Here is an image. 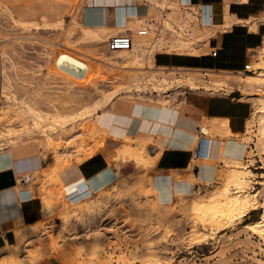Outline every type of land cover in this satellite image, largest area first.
Returning a JSON list of instances; mask_svg holds the SVG:
<instances>
[{
    "label": "rangeland",
    "instance_id": "rangeland-1",
    "mask_svg": "<svg viewBox=\"0 0 264 264\" xmlns=\"http://www.w3.org/2000/svg\"><path fill=\"white\" fill-rule=\"evenodd\" d=\"M99 1L100 0H92V3H90L91 0H0V29L2 30L1 39L3 40L2 42L4 43V48L7 53V72L10 76L11 82L16 87V93L18 96L28 94V97H30L32 95V98L30 97V101L28 100V102H31L30 104H36L35 106H38L37 108L39 109L41 108L40 110L43 112H50L52 114L54 110H57L56 108H58V111L60 112H67V110L77 109L79 108L78 105L81 107L87 101H90L91 98L93 99L95 96L97 97V92L94 93L95 91L102 92L105 89L115 86V84H109V82H111L110 79L114 74L134 72L133 69L129 68L119 70L114 67H109L108 64L104 62L108 61V57L110 58V56H107L109 53L106 51V41L109 36L116 33L108 34L105 37L106 40L99 39L100 42L98 39L93 40L92 38L91 40V38L84 37L82 34L80 29L81 24L84 25L86 20H92L95 17L86 13L88 6L92 7L93 4H97ZM174 1L178 2L177 0ZM106 3L111 5L114 3V0H106ZM179 5L183 10L194 11V8L190 5L189 7L181 4ZM162 6H158L161 13L164 11L166 12L168 8V11H171V9L174 8L171 5ZM194 12L197 13L198 9ZM153 13L154 15L156 14L155 12ZM161 13L159 12L160 16ZM53 14L60 16L61 20L57 24H55L54 21H49L48 23L45 22L44 19ZM166 15L167 13L165 14V17ZM159 18L160 17H158V19ZM258 18L261 21L260 23L264 24V7L259 13ZM201 36L203 35H193L191 38L192 42L197 45L201 41ZM261 45H264V40ZM199 46L201 45H198V48ZM94 50H96L97 53L94 52ZM210 50L211 48L208 47V44H205L200 47V50H195L194 48L191 50L188 48L187 50L178 51L157 50L154 52V56L156 54L165 53L171 56L186 57L190 54H201L203 52L210 53ZM100 51H103V53ZM256 53L257 52L254 50L250 51L247 63H250L251 66H253V61L256 58H259L257 55H254ZM210 57L214 58L222 65L234 62H229V54L227 56H220L217 54L216 56ZM63 58H67L81 65L83 67V72L79 73L63 66L61 64ZM150 66L152 68H156L154 63ZM253 67L255 68L256 66ZM112 69L117 72L115 73ZM226 71L237 73V71L232 70ZM139 72L146 71L143 70ZM240 72H242L241 74H244L249 71H247L246 67L243 66V69L240 70ZM188 74L189 73L186 75ZM192 75L199 77V79L201 78L198 83L199 85L204 86L203 89H205L206 86H211L210 90H208V87H206V90L194 91L193 89L189 90L188 88H184L183 90L186 92L182 93L181 91H173L172 87L163 88L162 94L164 101L157 100L160 99V97H154L153 95L148 96L149 93L144 92H141L140 95L137 93L128 95L120 94L114 99L113 106L119 108L120 106L127 105L129 102L133 103L138 101L143 106L141 112L137 116L115 117L114 115H110L108 110H105L106 112L99 111L100 118L108 122L106 127L107 130L97 132L92 134V136H88L86 133H81L80 127H82V124L76 123L75 126L71 128L70 123H66L64 126L65 128H63L61 124L57 123L55 126L57 132L59 131L58 134H60L54 137L52 143L46 146L42 144L35 145L31 151L32 154H30V156L33 157L34 160H37L39 164V168L35 169L36 173L34 172V174H38L39 177L32 179L33 182L30 181L28 184L25 182V180L29 178L28 175L31 174L32 177H35L33 170L28 169L20 174L23 178V183L20 184L22 189L30 186L29 189L31 188L33 191L36 189L41 191L43 188L44 189L41 192H46L49 189V192L51 189L53 190L51 191V194L53 195L52 199L54 198L53 204L55 205V208L47 218H45L44 215V218H42V222L50 220L53 223L52 232H50V236L47 238H39L38 240L36 238V234L30 232L26 234L22 241L19 240V232L22 230H29L30 226H20V223L16 222L13 228V231L15 232V240L11 243L12 241L10 238H8V240L3 239L4 244L0 245V254L3 255L4 253L6 256H9L10 254L11 256L9 257L11 258L15 256H23L22 262H24L22 264H141L142 254H146L148 256L153 254L155 256L156 254V256L158 255V257L163 259V264H264L263 240L257 235V233H254L252 230L245 227L246 223L259 218L264 208L259 207L250 211L246 215L235 218L226 223V226L219 230L212 229L213 231H211L210 226L203 227L200 224H196L194 225L196 229L203 230L208 233L211 232V235H209V237L203 242L189 243L188 239H186V234L191 230L193 225L189 219V211L183 207L184 199L181 197L179 198V194H175L169 200L170 206L168 202H162L165 205L164 206L161 202L156 201V191L152 189L150 185L144 187L143 184L146 179L148 180L152 177V175L158 174H173L176 177H182L180 178L182 183H190L191 178L189 177V174L193 172L191 170L192 168L189 167L190 169L185 170L160 169L157 167L156 162L155 164H146V161L138 163L132 156L125 154L123 158L120 153L121 146L128 143L137 151L138 149H142L141 151L147 159L150 160V158H154V145L160 140L154 139L152 134L148 135L146 128L154 122L161 105H169L168 107L174 106L175 108H179L185 100V95L188 97H195L199 93L228 94V92L233 88L222 86L218 89L219 91H214L215 89L213 88L212 83L208 82L211 81L208 77L213 76L214 74L211 75L205 70H198L196 73H192ZM220 76L223 75L220 74ZM207 79L208 81H206ZM200 82L202 83L200 84ZM35 83L38 85L34 87ZM181 87L182 86L178 87V89ZM238 88L240 89L244 99H247L251 105L250 119H252L254 118L255 109L254 98L263 94V91H244L240 87ZM31 91L35 93H32ZM80 91H84L86 93L88 92L87 94H89L91 98L87 101L84 99L82 100L81 98H83V96L80 94ZM70 93L74 95L70 96ZM179 115L182 116V113L180 112ZM17 118L18 117H12L10 119L14 129H16L20 135L18 138L19 147H17V149L41 142L40 140L43 139L44 134L40 128L42 123H40L37 128L33 127V131H26L24 130V126H28L32 120L31 117H29L28 114H23L22 117L21 115L19 116L18 120ZM87 121L89 122L87 119L84 120L83 123L85 124ZM47 122L48 121H44L43 124H46ZM206 122L207 119L203 118L199 123V127L201 126V123L203 124ZM1 123L2 122L0 121V133L6 130L3 123ZM50 131L48 127L46 132L49 133ZM26 132H29L31 135L27 133L26 137ZM123 132L127 137L130 136L129 138L132 139L123 138ZM256 132V125L254 122L247 124L246 129L242 133L220 134L225 142L227 139V143L231 140L235 143V148L240 149L238 153H235L234 151L231 155H237L238 157H235L240 158L241 164L243 162L248 164L251 174L249 181L250 184H248L250 187L248 186L247 190L250 192L262 191L264 185V165L259 157V154H256L257 150L255 149V141L257 138ZM195 133H198V137L201 136L199 131L196 130H194L193 134H189L193 137L192 148L196 143ZM11 135L14 136V134ZM4 136L5 134L3 136L0 135V140ZM34 136H36V138ZM160 137V135L156 136V138ZM204 137H209L208 139L211 141L214 134H212L211 131H204ZM19 139H22L21 141L23 142H20ZM96 145L97 147H100L96 154L103 155L107 159L108 165H110V167L112 166L111 168L118 172L119 180L117 179L115 181L122 185L121 188H118L120 193H115L113 191V188H116V182L112 181L111 184L113 185L108 184L101 191L93 193V198L95 199L101 194L108 195L110 199L109 202L106 203L107 207L106 205L104 206V208L106 207L108 211H105L104 215L100 219L94 216V218L92 217L93 221L88 224L84 222V219L86 218L83 217L81 213L76 212L71 215V217L69 216V221L61 227L60 225L62 224V219L60 213L61 209L66 205L68 199H66V183H64L61 179L60 171L68 166L83 161L86 149ZM79 146L81 151L79 150ZM68 147L70 149H68ZM162 147L163 146L159 148L160 151L164 149V147ZM66 152L67 154H65ZM2 153L4 152L0 149L1 157L4 156L1 155ZM224 155L227 156L230 154L226 153ZM56 156L60 158V163L57 162L58 157ZM205 160L203 158H199L197 163L200 166H209L210 173L213 175L211 179L207 178L209 182L206 186L207 189L205 186L204 188L203 186L200 188L202 194L208 195L214 187L217 188V186L221 185L223 175L231 169L229 167L231 164H226L221 159L207 158ZM50 164H53V166ZM194 171H196V169H194ZM45 173L47 176L44 177L43 174ZM26 184L29 186L26 187ZM199 185L200 182L196 181L195 187L197 188ZM45 187H48L49 189L46 190ZM231 191L234 190L231 189ZM113 192L114 194H112ZM34 194L35 193L33 192L32 197L37 196L42 202V194ZM151 200H153V202ZM258 201L259 204L263 201L262 194H258ZM166 205H168V207H166ZM151 207L154 209L148 212L146 209H150ZM143 209L146 211H143ZM161 216H164L165 220H168V222L170 221L171 226L173 225L171 227L172 230L169 233L165 232L163 221H158V218H161ZM77 218L79 219L77 220ZM95 220L97 221L95 222ZM41 227L43 228V225H41ZM57 227H60L59 229L61 231L58 230ZM212 227L214 228V225ZM30 237L35 238L30 239ZM24 240H27L28 243H24ZM22 243L23 245L26 244L29 247L26 246L27 248L25 247L23 249ZM98 243L100 244V247L97 246ZM8 256L5 257V259L7 258L6 260L4 259L3 261H0V264H13V261L9 262V260L11 261V258Z\"/></svg>",
    "mask_w": 264,
    "mask_h": 264
},
{
    "label": "bare ground",
    "instance_id": "bare-ground-1",
    "mask_svg": "<svg viewBox=\"0 0 264 264\" xmlns=\"http://www.w3.org/2000/svg\"><path fill=\"white\" fill-rule=\"evenodd\" d=\"M142 1L143 2L137 4V3H133V0H124L123 4L116 5L115 11H114V17H115L114 26H112V27L104 25V14H105L104 10L105 9L103 8V6H95L94 10H92V12H91V14L95 17L92 20H88L84 25L81 24L80 29L82 31L83 36L89 37V38H91V40H92V38H93V40L94 39L106 40L105 37L110 33H116V34L117 33H129L132 37V45L129 48H117V49H112V50L107 48L106 51L109 53V55H107V56H110V58L108 57V61H104V62L107 63L109 67H114V68L119 69V70L124 69V68H129V69H133L134 72L122 73V74L118 73L117 74L116 73L117 71L112 69L113 71H115L116 74H114L113 77L110 79L111 82H109V84L110 83L115 84V86H113V87L110 86L111 88L108 87L109 89H105L102 92L101 91H95L94 93L97 92V97L95 96L93 99L90 97L89 94H87L88 92L86 93L84 91L83 92L80 91V94L83 96V98H81V99L82 100L84 99L87 101L91 98L90 101H87L85 104L83 103L84 105L81 107H80V105H78L79 108H77V109L69 108L71 110H67V112H63V111L60 112V111H58L59 109L56 108L57 110H54V112L51 114L50 112H43L42 110H40L41 108L39 109V108H37L38 106L37 107L35 106L36 104L35 105L33 103L30 104L31 102L29 103L28 100L32 96L31 94L35 93V92L31 91L32 93L30 94L31 95L30 97H28V94H23L22 96L17 95L16 87L11 82L10 76L7 72V66H8L6 64L7 53H6V50L4 48V43L2 42L3 40L1 39L2 38V33H1L2 30L0 29V121L3 123L4 128H6V130H4L2 132L5 134V136L2 137L0 140V149L3 150V152H4L3 154L8 158V160L11 158H15V157L19 158L22 156H24V157L30 156V154H32L31 151L34 148L33 146H35V145L42 144V145L46 146V145L51 144L52 141L54 140V137L60 134V133L58 134L59 131L57 132V129L55 126L57 123L61 124L63 128H65L64 126L66 123H70L71 128H73L76 123L82 124V127H80L81 133H84V134L86 133V135H88V136H90V135L92 136V134H95V133L101 132V131L103 132V131L107 130L106 127L108 125V122L106 120H102L100 118V112L99 111L106 112L105 110H108L110 115H114L115 117L120 116V115L116 114L118 109H122L124 111H127L128 103H127V105L120 106L119 108H116L115 106H113L114 105V99L117 96H119L120 94H127L128 95V94L137 93L138 95H140L141 92H144V93H149L148 96L153 95L154 97H160V99H157V100L162 101L164 99L163 94H162L163 88H171L172 87L173 91H175V92L181 91L182 93L186 92L185 90H183L184 88H188L189 90L193 89V91H194V90H206V87H208L209 88L208 90H210L211 86H206L205 89H203L204 86L199 85V83H198L201 78L199 79V77H195L194 75H192V73L194 74V72L196 73V71H198V70H194L192 68L191 69L181 68V67H172V68L166 69L164 67H158L157 66L156 68H154V67L152 68L150 65H152V63H153L154 52L157 50H159V51L160 50L178 51V50H187L188 48H189V50H191L193 48L195 50H197V49L200 50L201 46H199V48H198V45L205 44L207 40L204 41V39H203L197 45H195V43L192 42L191 38L193 35H195V36L196 35H203L204 36V34L207 32V30L210 31L209 30L210 28L208 26L211 23L205 22L200 14H199V16H197L196 14L194 15L191 12L183 10L182 8H180L179 4L183 3L180 1H178V2H176L174 0H142ZM240 1H246V0H240ZM156 4L161 5V6L162 5H171L174 8L173 9L170 8L171 11H168L169 8H168V10H166V8H165L166 12L164 11L165 13L164 12L161 13V11L157 10ZM162 7H164V6H162ZM203 7L204 6H201L200 10L206 11L207 16H205L204 18L206 20H208V19H210V13H209V11L205 10ZM151 9H153L152 12L150 11ZM153 12H155L156 14L154 15ZM159 12L161 13V16L159 15ZM166 13H167V15L165 17ZM203 15H204V13H203ZM158 17H160L161 19L160 18L158 19ZM44 20L47 23L49 21L50 22L54 21L55 24H57L61 20V17L53 14L51 16H47ZM230 23H231V18L227 13V15L225 16V23L224 24L229 25ZM210 27H212V26L210 25ZM250 27H252V26H250ZM213 28H214V26H213ZM142 29L145 30V33H140L142 31ZM99 42H100V40H99ZM92 46H94V45H92ZM104 49H106V48H104ZM254 51L257 52L254 55H257L259 58H256L252 63L253 66H256L255 68L253 66H251L250 63L246 64V70L249 71L248 73L241 74L242 72H240V71L239 72L237 71V73H236V72H231V71H226V70L225 71L224 70H208V71L206 70L207 73H210L211 75L214 74L213 76L208 77L209 80H211V81H208V79L206 81L212 83L213 88L215 89L214 91H217L222 86L240 87L244 91H248V90H255V91L257 90V92L263 91V94L258 95L254 98V100H255L254 118H252V119L249 118L248 124L255 122L256 131H257L256 132L257 138L255 141V149L257 150L256 154H259V157L261 158V161L264 165V45L257 47ZM94 52H96V50H94ZM101 53H103V51ZM84 64H85V62H84ZM90 65L93 66L92 64H90ZM143 70L146 72H139V71H143ZM128 71H130V70H128ZM187 73H189V74L186 75ZM220 74L223 76H220ZM201 83L202 82H200V84ZM37 85L38 84L35 83L34 87ZM39 85H41V84H39ZM180 86H182V87L180 89H178V87H180ZM72 93H70L71 94L70 96L74 95ZM248 98H250V97H248ZM62 108H64V107H62ZM52 109H53V107H52ZM50 111H52V110H50ZM23 114H28V116L31 117V119H32L31 122L28 124V126H24L25 127L24 130L31 131L33 127L37 128L39 126V124L42 123L40 128L44 134H43V139L41 138L42 140H40L41 142L35 143L32 145H28L27 147H22L21 149H17V147H19L18 146L19 145L18 138L20 135L16 131V129H14L13 124L11 123L10 119L12 117H15V118L18 117L19 118L20 115L22 117ZM121 117H123V116H121ZM18 118H17V120H18ZM24 119H26V118H24ZM87 119L89 120V122L87 121L84 124L83 123L84 120H87ZM44 121H48V122L46 124H43ZM154 125H155V123H154ZM167 125H169V123ZM200 125H201L200 129L202 131H205V132L211 131L212 134H214V137H212V139H211L212 140V152L210 153L209 158L221 159L226 164H231V165H229V167L231 169L229 168L230 170H228L223 175L221 185L220 186L216 185L217 188L214 187V189L208 195L201 193V189H200L201 186H203V188L205 186V188H206V186L209 184L208 179L206 177H204V175H203V173H205V171H207L208 173L210 172V167L206 166V165L201 166L202 167L201 172L198 175L196 173H193V172H191L189 174L190 175L189 177L191 178L190 183L189 182L188 183H186V182L182 183L181 182L182 180L180 179L182 177L179 178L178 176L176 177L173 174L172 175H169V174L160 175V174H158V175H152V177L150 179L145 180V183H144L145 185L143 184L144 187L150 185L152 187V189H154L156 191L155 195L157 196V198H156L157 200L156 199L155 200L157 202H161V204H163L164 202H168V204H169L170 203L169 200L175 194H179V198L181 197L182 199H184L183 207H184V209H187L189 211V215H190L189 219L193 225L191 227V230L188 231V233L186 234L187 236L185 235L186 239H188L189 243H191V242H195V243L203 242L209 237V235H211V232L208 233L206 231L196 229V227L194 226L196 224H198V225L200 224L203 227L210 226L211 231H213L212 229L219 230V229H222L224 226H226L225 225L226 223L232 221L235 218H239L243 215H246L250 211L255 210L259 207L264 208V185H263L262 191L250 192L247 190L248 186L250 187V185H248V184H250L249 181H250L251 170L249 169L248 164H245L244 162L241 164L240 158H237L238 157L237 155H235L237 157H235L234 155L233 156L231 155V153H233L234 151H235V153H238L240 151L239 148H235V143L231 140H229L231 142L228 141V143H227L228 139L226 140V142H224V140L222 139V137L220 135L222 133H227V134L232 133L228 124H227V119H225V118L218 119V117L217 118H211L208 124L207 123H203V124L201 123ZM48 127H49V131L51 130L49 133L46 132ZM59 128H61V127H59ZM59 128H58V130H59ZM22 130H23V127H22ZM2 133H0V135L3 136L4 134H2ZM27 133L29 135H31L29 132H26V137H27ZM11 134H14V136H12ZM123 134H124V132H123ZM123 134H122L123 138L128 139L130 137V136L127 137L125 134L124 135ZM218 135H220V136L218 137ZM34 137L36 138V136H34ZM148 137H150V136H148ZM197 137H198V133L197 134L195 133L196 141L198 139ZM22 139H23V137H22ZM129 139H132V138H129ZM21 140L19 139L20 142H23ZM161 142H162V140H161ZM161 142L158 141L157 144H155V145H160L158 147H161V145H162ZM54 143H56V142H54ZM84 146H82V147H84ZM194 146H195V144H194ZM68 149H70V148L68 147ZM80 149L81 148L79 146V150ZM99 149H100V147L99 146L97 147V145L91 146L90 148L86 149L83 158L86 159V158H89V157L95 155ZM79 150H77V151L80 152L81 150L80 151ZM141 150L138 149V151H137L135 148H132V146H130L128 143H125L124 145L121 146V152L120 153H121L123 158H124L125 154L132 156L133 159L138 163L146 161L147 162L146 164H148V163H150V164L154 163L155 164L157 157H158V154H159L158 152H160V151H158V152L156 151L157 153H153L154 158H150V160H149L145 157V155L142 153ZM146 150H148V149H146ZM149 152H150V150H149ZM70 153H72V152H70ZM226 153L230 154V155H227V156L224 155ZM59 154H57V155H59ZM65 154H67V152ZM62 155H64V154H62ZM114 156H116V155H114ZM56 157H58V156H56ZM59 159L60 158L58 157L57 162H59ZM112 159H113V156H112ZM197 159L198 158H196L194 160L197 161ZM205 162H206V160H205ZM51 166H53V164ZM42 171H43V169H42ZM34 172L36 173V170L35 171L33 170V174H34ZM28 174H30V173H28ZM45 174H43L44 177L47 176V174L46 175ZM41 175H42V173H41ZM34 176L35 177H32L31 174L28 175L29 178L27 180H25V182L29 184L30 181H32V179L39 177L38 174H34ZM118 177H119L118 172L116 170H113L111 167H108L107 170L104 171L102 174L98 175L95 178H92L89 181L81 178V179L74 180V181L68 183L67 185H65V191L67 192L66 193V199H68V200H67L64 208L61 209L60 215H61V219H62L61 220L62 224L60 226L62 227V225L67 223L69 221V218L71 217V215H73L76 212L81 213L83 215V217L86 218V219L83 218L84 222L88 223V224L91 221H93L92 217L94 218V216L97 217L98 219H100L104 215L105 211H108V209L106 208L107 207L106 203L109 202L110 199H109L108 195H104V194H101L100 196H98L95 199V198H93V193L101 191L108 184L113 185V184H111L112 181L116 182V188H117L116 189V188L112 187L113 191L115 193L119 192L120 190L118 188H121L122 185L119 184L117 181H115L118 179ZM22 180H23L22 177L17 178L16 189L19 188L20 184L23 183ZM196 181L200 182V185L197 188L195 187ZM179 182H181V183H179ZM28 184H26L25 186L26 187L29 186ZM124 186H126V185H124ZM29 187L18 190V194L20 196L19 198L32 196L33 192L35 194L36 193L42 194L41 195V196H43V198H42V212L43 213L42 214L44 215L45 218H47L55 208V205L53 204L54 198L52 199L53 195L51 194V191H53V190L51 189V191L49 192L50 189L48 187H45L46 190L49 189L46 191L48 193H46V192H41L44 188L41 191L37 190V189L33 191V189H31V188L29 189ZM129 188H130V184H129ZM231 189H233L234 191H231ZM114 192L112 194H114ZM86 193H88V194H86ZM258 194H262L263 201L261 202V204H259V201H258ZM151 198H153V197H151ZM112 200H113V198H112ZM151 201L153 202V200H151ZM148 203H150V202H148ZM111 204H112V202H111ZM105 205H106V207L104 208ZM145 206H146V204H145ZM145 206H143V207H145ZM169 206H170V204H169ZM166 207H168V205H166ZM151 208L150 209L145 208V209L149 212V211L154 209V208H152V209ZM139 209H140V207H139ZM145 209H143V211ZM160 211H158V212H160ZM163 217L162 216H161V218L157 217L158 221L159 222L163 221V226L165 227V232L169 233L172 230L171 227L173 225L171 226L170 221L168 222V220H165V217L164 218ZM78 219L79 218H77V220ZM81 219H82V217H81ZM97 220H95V222ZM42 221H43V219L31 224L29 227V230L27 229V231H23V230L20 231L18 234L19 240L23 241V238L26 236V234H28L30 232L36 234L37 240L39 238H47L48 236H50V232H52L53 223L50 220L45 221V222H42ZM180 221H182V220H180ZM186 221H187V219H186ZM181 224H183V223H181ZM41 225H43V228L41 227ZM213 225H214V228L212 227ZM89 226H91V225H89ZM193 227H195V228H193ZM245 227H247V229H249V230H252L254 233H257V235L264 242V209H263V212L261 213L259 218L246 223ZM59 228L57 227L58 230H60ZM53 231H55V230H53ZM34 238L30 237V239H34ZM27 240H24V243H28ZM25 241H27V242H25ZM39 242H41V241H39ZM26 246L29 247L28 245H26V244L23 245V243H22L23 249ZM97 246L100 247V244L98 243ZM21 252H23V251H21ZM99 252H101V251H99ZM15 253H16V250H15ZM15 253H13V254H15ZM15 255H17V254H15ZM7 256L4 253H3V255L0 254V261H3L5 259V257H7ZM9 256H11V255L9 254ZM15 257H13V258L9 257V258H11V261L9 260V262L13 261L12 262L13 264H22L24 262V261L22 262L23 256H18V257L15 256ZM141 258H142L141 264H163V259H161V257H158V255L156 256V254H155V256H154V254L151 256H148L146 254L145 255L142 254Z\"/></svg>",
    "mask_w": 264,
    "mask_h": 264
},
{
    "label": "crops",
    "instance_id": "crops-1",
    "mask_svg": "<svg viewBox=\"0 0 264 264\" xmlns=\"http://www.w3.org/2000/svg\"><path fill=\"white\" fill-rule=\"evenodd\" d=\"M177 1L183 2L181 5H186V7L190 5L194 8V11H197L201 6H204L203 8L209 11L211 20L204 18L207 16L206 11H199L204 21L211 23L210 25L212 26H208L210 31L207 30V33L201 37V40H207L204 43L208 44L209 48H217L220 56H227L229 54V62H234L231 64L225 63L224 65L219 64L214 58L210 57L208 52L190 54L186 57L162 53L156 54L153 58V63L156 67H181L202 71L216 69L240 71L247 64L250 51L261 46L264 40V24L260 23L261 21L258 18L259 13L264 7V0ZM141 2L143 1L133 0V3L139 4ZM90 3H92V0ZM123 3L124 0H114V3L110 5L106 3V0H100L97 4H93L92 7L88 6L86 13L92 15L91 12L95 6H103L105 9L104 25L112 27L115 20V7ZM158 6L160 5L156 4L157 10L160 11ZM150 11L152 12L153 9ZM194 11L189 12L195 15L196 12ZM227 13L231 18L229 25L224 24ZM184 97L185 100L179 108L161 105L154 122L147 126L146 131L148 135L152 134L154 139H159L160 142L162 140L161 146L164 145V149L161 151L158 145H154V153L160 151L156 160L158 168L185 170L191 167L193 173L195 172L198 175L202 167L192 157V151L195 146L192 148L193 137L189 134H193L194 130H196L204 135V131L199 127L200 121L206 118V123L208 124L211 118L217 117L218 119H227L231 134L242 133L246 129L251 115V105L247 99H244L238 87H233L228 94L199 93L195 97H188L187 95ZM142 107V104L138 101L129 102L127 111L118 109L116 114L124 117L137 116L141 112ZM180 112L182 116L179 115ZM167 122L169 125H167ZM157 135L161 137L156 138ZM211 152L212 140L210 141L209 139L208 155L202 158L209 159ZM1 155L4 154L2 153ZM108 167L110 165H108L107 159L103 155L95 154L77 164L64 168L60 171V177L66 184L81 178L89 181L102 174ZM37 168H39L38 161L34 160L31 156L15 157L9 160L5 155L3 157L0 156V236L3 237H0V245L4 244L3 239L8 240L10 238L11 243L14 242L15 232L13 228L16 222H19L20 226L26 227L43 218L41 199L37 196L19 198L18 190L22 189V187L16 189L17 178L21 177L20 174L25 170H35ZM203 175L208 179H211L213 176L207 171Z\"/></svg>",
    "mask_w": 264,
    "mask_h": 264
},
{
    "label": "built area",
    "instance_id": "built-area-1",
    "mask_svg": "<svg viewBox=\"0 0 264 264\" xmlns=\"http://www.w3.org/2000/svg\"><path fill=\"white\" fill-rule=\"evenodd\" d=\"M200 8H198V12L196 13L197 16H199ZM140 33H145V30L142 29ZM107 48L117 49V48H129L132 45V37L129 33H117L113 34L108 37L106 41ZM210 56H216L218 54V49L215 47H212L210 50ZM246 67V65H245ZM208 149H209V139L207 137H204V135L201 133V136L198 137L196 141V145L192 151V157L194 159L199 157H207L208 155Z\"/></svg>",
    "mask_w": 264,
    "mask_h": 264
},
{
    "label": "water",
    "instance_id": "water-1",
    "mask_svg": "<svg viewBox=\"0 0 264 264\" xmlns=\"http://www.w3.org/2000/svg\"><path fill=\"white\" fill-rule=\"evenodd\" d=\"M61 64L65 67H67L68 69H71L73 71H76V72H83V67L67 58H63L62 61H61Z\"/></svg>",
    "mask_w": 264,
    "mask_h": 264
}]
</instances>
